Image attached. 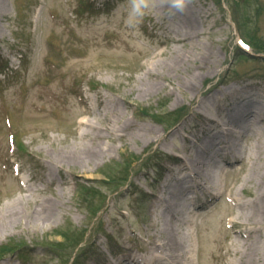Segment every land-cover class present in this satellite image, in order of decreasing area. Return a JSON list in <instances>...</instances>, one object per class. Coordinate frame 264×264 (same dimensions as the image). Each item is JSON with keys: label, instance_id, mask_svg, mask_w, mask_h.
<instances>
[{"label": "rangeland", "instance_id": "obj_1", "mask_svg": "<svg viewBox=\"0 0 264 264\" xmlns=\"http://www.w3.org/2000/svg\"><path fill=\"white\" fill-rule=\"evenodd\" d=\"M157 2L1 0L0 209L27 196L30 201L60 198L63 207L48 233L12 229L0 238V262L107 264L122 257L143 262L156 236L150 206L161 210L154 200L169 201L163 185L194 172L189 157L204 141L206 151L195 159L211 175L202 177V189L186 196L202 205L193 209L186 200L180 206L192 219L191 256L194 264L239 260L233 241L237 233L227 228L230 219L238 222L233 215L237 208L226 197L254 201L257 177L264 170V0H178L181 9L167 2L158 7ZM185 11L198 17L195 49L211 47L215 53L211 61L216 62L199 73L214 74L196 80L199 91L193 97L159 89L148 99L136 98L131 86L146 62L160 51L165 58L189 50L172 42ZM240 39L250 46L243 47ZM207 90L215 94V116L210 118L194 110ZM128 95L134 98L130 104L123 100ZM176 97L183 99L179 107ZM245 103L260 108L263 120L226 125L221 112ZM114 108L138 129L158 128L165 143L155 139L144 146L138 131L136 138L108 136L98 142L104 149L114 146L102 167L88 159L79 165L74 159L58 162L75 147L91 146L95 132L82 121L98 124L97 115ZM144 113L156 115V122ZM104 123L98 124L103 136ZM238 126L250 131L218 142L223 132L231 127L238 131ZM84 131L87 138L82 140ZM254 131L258 134L250 133ZM214 136L217 140L210 143ZM180 157L189 169L180 171ZM215 186L222 195H216ZM28 187L31 191H25Z\"/></svg>", "mask_w": 264, "mask_h": 264}, {"label": "bare ground", "instance_id": "obj_2", "mask_svg": "<svg viewBox=\"0 0 264 264\" xmlns=\"http://www.w3.org/2000/svg\"><path fill=\"white\" fill-rule=\"evenodd\" d=\"M162 2H167L175 6V8L181 7L178 0H158V7ZM1 8L2 3L0 0V9ZM179 21L180 24H177L178 27L172 31L175 35L172 42L174 44L181 43L187 45L189 50L185 52L184 50L172 52L165 58H162L164 52L160 51L157 55H154V58L146 62L142 68H140L142 74L137 77L135 83H132L135 85L131 86V92L137 95L136 98L148 99L147 97L150 96L153 91L157 92L159 89H164L168 95H173V93L182 95V92H188L191 94V97H193L197 95L199 91L196 80L199 78L204 81L210 74H214L215 71L210 70L206 73H199L203 68L210 67L209 62L215 63L216 60L211 61V58H213L215 54L211 47L206 48L202 45L203 47L197 50L195 46H193V42L197 41L195 39L198 38V33L201 30L199 28L197 15L185 11L182 13V17L179 18ZM193 51H195V53ZM208 91L210 90L206 91L205 97L201 98L197 103L198 105L194 108L198 114H202L205 118H210V116L213 115L215 116L214 110H216L214 106L215 94L213 95ZM231 91L232 88L223 90L220 93L223 95ZM131 97V95L125 96L123 99L124 102L130 104ZM132 99L134 98L132 97ZM174 104L179 107L180 104H183V99L176 97L174 99ZM148 111L149 109H147V112ZM261 112L260 108L252 109L248 103H245L226 110V113L225 111L221 113L222 117L224 114L226 119L225 124L231 126L245 124L250 119L252 120L250 123L263 120L261 119ZM144 114L145 118L156 122V115H152L153 113ZM97 116L98 119L96 118V121H98V124L101 121L105 122L103 125L106 124V135H101L102 129L96 122L89 124L88 120L82 121L81 124L88 126L95 132L94 136L89 138V142L92 143L91 146L88 149L75 147L73 151L63 155L60 161H58L59 163L74 159L76 162L78 161L76 164L79 165L83 159H88V161L94 160V163L97 164V168L102 167L105 162V156L110 155L114 146H111L110 149H104L98 142H100V139H105L104 137L108 138V136L114 138L126 134L136 138L138 131L143 134L144 146L149 145L155 139L157 143H165L164 137L161 138L159 135L160 131L158 128L151 126L138 129L135 124L129 121L124 111H120L119 108H114L113 110L109 109L106 113ZM244 120H246L245 123ZM214 122H216V120H214ZM238 127L240 128L238 131L231 127L228 129V132H223L222 135L219 134L222 140H218V142L240 139L250 131L248 127ZM152 133L154 134V138L150 136ZM250 133L258 134L256 131ZM175 134H177V131L174 132V135ZM85 138H87V134L84 131L82 140ZM208 140L210 143L212 141L215 142L217 137L214 136L212 139L208 138ZM203 144H205V141L201 145L197 144L194 149L193 157H189L190 163L194 169V172L187 173L189 174V178L185 176L169 179L168 183L163 185L169 196V201L166 200L163 203L155 199V203L159 202L158 204L156 203L157 206L161 205V210L159 211L154 210L155 205L150 206V226L156 231V236L155 238L152 237V241H150L151 249L145 256L143 263L138 260L130 259V257H122L115 259L114 262H107V264H194L191 256V238L194 233H191L189 230V228L192 229V219L188 215V212L180 210V206H183L186 200L189 202L190 198L188 199L186 196H188L189 193L194 194L195 191L193 189H202V177L208 180L211 175V171L205 170L201 165H197V159H195V156L201 153L203 154L204 151H206L205 149L207 146H203ZM167 150L171 152V149ZM181 158L182 157H180L179 160L180 162H178L182 165L180 171L185 168L189 169L187 164H183V158ZM49 162L55 165V160H50ZM49 177L53 178V176ZM257 179L259 187L254 201L240 202L234 198H226V201L231 202L232 206L237 208V213L233 215L238 222H234L230 219L231 223L229 221L228 225L233 233H237L233 241L236 242L235 245H237V250L240 253L239 260L232 264H264V170ZM189 183L193 185V187H190ZM242 188H244V184ZM27 190L31 191V188L28 187L25 191ZM215 190L218 191L216 195L223 194L220 188L216 187ZM192 201L190 199L191 207ZM199 204H202V202ZM62 207L63 201L60 198H55L52 201L47 199L30 201L28 196L25 198H16L0 209V238L9 236L7 234L12 229L22 234L30 232L34 234L41 232L40 229H43V233H48L52 225L58 221ZM236 224L239 226L238 230H235ZM186 225L188 226L185 228ZM48 226L50 229L47 228ZM0 264L13 263L9 260H5L0 262Z\"/></svg>", "mask_w": 264, "mask_h": 264}]
</instances>
